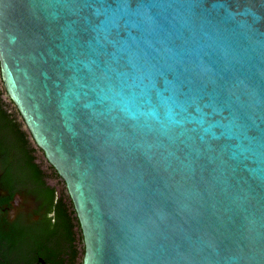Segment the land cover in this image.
Here are the masks:
<instances>
[{
  "label": "water",
  "instance_id": "water-1",
  "mask_svg": "<svg viewBox=\"0 0 264 264\" xmlns=\"http://www.w3.org/2000/svg\"><path fill=\"white\" fill-rule=\"evenodd\" d=\"M0 79L82 264H264V0H0Z\"/></svg>",
  "mask_w": 264,
  "mask_h": 264
},
{
  "label": "flooded vegetation",
  "instance_id": "flooded-vegetation-1",
  "mask_svg": "<svg viewBox=\"0 0 264 264\" xmlns=\"http://www.w3.org/2000/svg\"><path fill=\"white\" fill-rule=\"evenodd\" d=\"M49 180L33 177L0 131V264H73L49 195L53 187L58 198L63 181L52 186ZM82 246L77 242L78 250Z\"/></svg>",
  "mask_w": 264,
  "mask_h": 264
},
{
  "label": "trees",
  "instance_id": "trees-1",
  "mask_svg": "<svg viewBox=\"0 0 264 264\" xmlns=\"http://www.w3.org/2000/svg\"><path fill=\"white\" fill-rule=\"evenodd\" d=\"M1 81V79H0ZM2 84V82H1ZM5 90L3 85L0 86V131L15 149L19 159L26 161L29 173L33 177L42 176L46 179L61 180L57 172L52 166L46 169L38 163V153L40 152L31 140L30 134L24 129V123L20 115L11 101L4 98ZM42 153V152H40ZM44 156V154L42 153ZM63 189L58 198H56L55 188L50 187L49 195L54 202L58 221L63 225L64 233L66 234V243L71 248L70 258L73 264L78 257L82 264L84 255V246L77 249V242L83 245V236L79 226V222L67 194L65 184L62 182Z\"/></svg>",
  "mask_w": 264,
  "mask_h": 264
},
{
  "label": "rangeland",
  "instance_id": "rangeland-1",
  "mask_svg": "<svg viewBox=\"0 0 264 264\" xmlns=\"http://www.w3.org/2000/svg\"><path fill=\"white\" fill-rule=\"evenodd\" d=\"M1 81H0V86H1ZM4 98L6 99L5 95H4ZM25 129V128H24ZM26 130V129H25ZM37 161L38 163L42 164L43 165V168L46 169L49 165L47 164V161L45 160L44 156L42 155V153H38V158H37ZM49 183L52 185V186H57L58 184L57 181L55 179H51L49 180ZM58 190H62L63 186L62 185H58L57 186Z\"/></svg>",
  "mask_w": 264,
  "mask_h": 264
}]
</instances>
